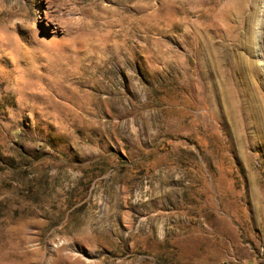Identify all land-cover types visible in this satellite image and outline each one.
I'll list each match as a JSON object with an SVG mask.
<instances>
[{
	"label": "rangeland",
	"instance_id": "rangeland-1",
	"mask_svg": "<svg viewBox=\"0 0 264 264\" xmlns=\"http://www.w3.org/2000/svg\"><path fill=\"white\" fill-rule=\"evenodd\" d=\"M0 264H264V0H0Z\"/></svg>",
	"mask_w": 264,
	"mask_h": 264
},
{
	"label": "bare ground",
	"instance_id": "bare-ground-1",
	"mask_svg": "<svg viewBox=\"0 0 264 264\" xmlns=\"http://www.w3.org/2000/svg\"><path fill=\"white\" fill-rule=\"evenodd\" d=\"M246 61V60H245ZM232 60H227V63H229V67L231 66L232 64ZM248 62V61H247ZM234 66L237 67V63L234 62ZM249 66V65H248ZM244 69H246V67H244ZM250 71H255V65H250L249 68H248Z\"/></svg>",
	"mask_w": 264,
	"mask_h": 264
}]
</instances>
